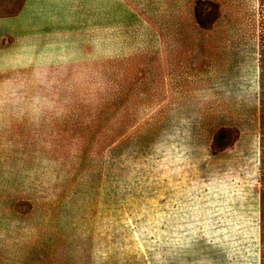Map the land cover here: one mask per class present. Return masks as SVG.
<instances>
[{"label": "rangeland", "instance_id": "rangeland-1", "mask_svg": "<svg viewBox=\"0 0 264 264\" xmlns=\"http://www.w3.org/2000/svg\"><path fill=\"white\" fill-rule=\"evenodd\" d=\"M17 12L0 264H264V0H0Z\"/></svg>", "mask_w": 264, "mask_h": 264}, {"label": "crops", "instance_id": "crops-1", "mask_svg": "<svg viewBox=\"0 0 264 264\" xmlns=\"http://www.w3.org/2000/svg\"><path fill=\"white\" fill-rule=\"evenodd\" d=\"M129 7L131 10L132 9L137 10L138 0H129ZM18 16H19V13L17 12L15 15L0 17V42H2L3 38L7 34H10L9 32L12 31L13 28L20 27L18 24ZM5 66H7L5 63L1 65V67H5ZM10 199L11 198H0V212H7L8 216L13 213V217H12L13 219L11 220V223L9 225L12 227L13 230H16L17 227L21 228L22 226L21 224L19 225L18 223V220H21L20 218L21 214L18 213L21 210L18 209V206L20 205V200L24 198H12L13 201ZM5 202L6 204H4ZM24 215L25 217H27L28 215L32 216L31 213L24 214ZM34 223H35L34 221L33 222L31 221V224H34ZM25 229H27V227H23L24 231H26ZM104 264H106L105 258H104Z\"/></svg>", "mask_w": 264, "mask_h": 264}, {"label": "trees", "instance_id": "trees-1", "mask_svg": "<svg viewBox=\"0 0 264 264\" xmlns=\"http://www.w3.org/2000/svg\"><path fill=\"white\" fill-rule=\"evenodd\" d=\"M105 108H106V111L104 113H107V107H105ZM227 132H229L230 134H229V137L227 138V140L223 143V145H226V144H228V143H230L236 139V135H235L234 131L227 130Z\"/></svg>", "mask_w": 264, "mask_h": 264}]
</instances>
